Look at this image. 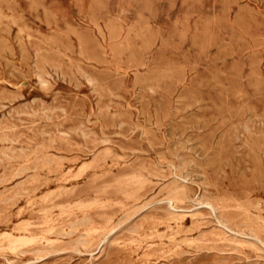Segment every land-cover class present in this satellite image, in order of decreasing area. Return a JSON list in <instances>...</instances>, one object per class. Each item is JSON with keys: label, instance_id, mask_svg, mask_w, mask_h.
<instances>
[{"label": "rangeland", "instance_id": "obj_1", "mask_svg": "<svg viewBox=\"0 0 264 264\" xmlns=\"http://www.w3.org/2000/svg\"><path fill=\"white\" fill-rule=\"evenodd\" d=\"M263 224L264 0H0V264H264Z\"/></svg>", "mask_w": 264, "mask_h": 264}, {"label": "bare ground", "instance_id": "obj_2", "mask_svg": "<svg viewBox=\"0 0 264 264\" xmlns=\"http://www.w3.org/2000/svg\"><path fill=\"white\" fill-rule=\"evenodd\" d=\"M175 190V189H174ZM170 202V201H169ZM221 208H225L224 206L221 205ZM243 211H246V210H243ZM247 215V214H246ZM258 220H261L260 217L257 218ZM264 225V224H263ZM257 228V227H256ZM258 230V228H257ZM260 231V230H258ZM262 231V230H261ZM260 233V232H259ZM262 233V232H261ZM257 235V234H256ZM6 237L8 238L9 240V246H11L12 249H15L17 246L19 245H24V244H28V243H31L33 242L32 238L30 239L29 238H26V237H15L13 235H10V234H6ZM82 237V236H81ZM258 237V235H257ZM259 238V237H258ZM46 242V241H44ZM218 243V242H217Z\"/></svg>", "mask_w": 264, "mask_h": 264}]
</instances>
